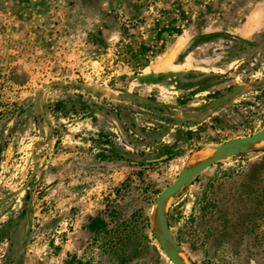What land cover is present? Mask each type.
Masks as SVG:
<instances>
[{
    "label": "rangeland",
    "instance_id": "obj_1",
    "mask_svg": "<svg viewBox=\"0 0 264 264\" xmlns=\"http://www.w3.org/2000/svg\"><path fill=\"white\" fill-rule=\"evenodd\" d=\"M264 128V0H0V264H172L153 203ZM189 264H264V142L168 202Z\"/></svg>",
    "mask_w": 264,
    "mask_h": 264
},
{
    "label": "water",
    "instance_id": "obj_2",
    "mask_svg": "<svg viewBox=\"0 0 264 264\" xmlns=\"http://www.w3.org/2000/svg\"><path fill=\"white\" fill-rule=\"evenodd\" d=\"M264 142V128L249 135L236 137L220 144L206 146L210 152L184 166L171 184L164 187L153 203L152 226L156 241L172 264H189L181 253L168 224V202L195 176L211 165L240 153L249 151Z\"/></svg>",
    "mask_w": 264,
    "mask_h": 264
}]
</instances>
